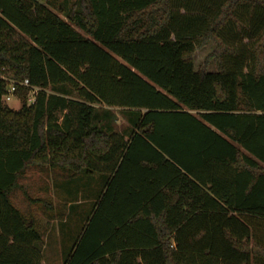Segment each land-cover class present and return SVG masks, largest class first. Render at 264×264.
<instances>
[{"label":"trees","instance_id":"trees-1","mask_svg":"<svg viewBox=\"0 0 264 264\" xmlns=\"http://www.w3.org/2000/svg\"><path fill=\"white\" fill-rule=\"evenodd\" d=\"M29 171L105 178L63 264H264V0H0V264L43 262L16 192L65 216Z\"/></svg>","mask_w":264,"mask_h":264},{"label":"rangeland","instance_id":"rangeland-1","mask_svg":"<svg viewBox=\"0 0 264 264\" xmlns=\"http://www.w3.org/2000/svg\"><path fill=\"white\" fill-rule=\"evenodd\" d=\"M212 52V45L208 43L200 50L196 51L193 58V67L197 71L203 64L204 59ZM208 72H213V65L210 64ZM29 98V97H28ZM4 104L13 111H18L21 107V102L15 97L10 102ZM125 124L120 115L116 130L122 132ZM29 181H22L23 185L28 187L27 193L33 200L48 199L52 203V208L58 215V212H64V218L54 219L48 223V220L41 215L40 208L33 206L31 208L28 201L23 197L21 192H16L13 196V202L17 208L23 211L27 216L30 212H34L35 222L38 229L41 231L42 238V257L44 264H63L70 252V248L85 230L91 215L92 204L102 187V176L95 175L88 177L84 183H91L93 188L90 192H86L79 186V182H53L49 185V191H43L39 186L34 185L36 180L35 174L30 171L26 176H31ZM34 176V177H33ZM89 181V182H86ZM86 185V184H85ZM60 186L63 192L57 187ZM89 186V185H88ZM85 187V186H84Z\"/></svg>","mask_w":264,"mask_h":264},{"label":"crops","instance_id":"crops-1","mask_svg":"<svg viewBox=\"0 0 264 264\" xmlns=\"http://www.w3.org/2000/svg\"><path fill=\"white\" fill-rule=\"evenodd\" d=\"M109 111H110V112L113 114V116H114V121H113V123L111 124V126L113 127V130H114L115 132L120 133V134L123 135V136H126V135L128 134V132H129L130 126H129L128 120H126L125 115H122V114L120 113V111L117 110V109H111V110H109ZM118 115L121 116V118L123 119V122H124V124H125V127H124V129L122 130V132L116 130V125H117V121H118ZM86 179H87V178L81 177L80 179H78V180H76V181H73V182H77V181H78L80 187L83 186V188H84V190H85L86 192H90V191L92 190V188H93L94 183H93V184H91V183H84V181H85ZM86 182H89V181H86ZM101 183H102V187H101V189L99 190V193L103 190V186H104V184H105V178H102V182H101ZM85 184H86V185H85ZM88 185H89V186H88ZM84 186H85V187H84ZM57 189H58L59 191L63 192V190H62L63 188H62V187L58 186ZM99 193H98V195H99ZM98 195H97L96 198H95V202H96V199H97ZM95 202L92 204V208H91L92 210H91V212H90V215H91L92 212H93ZM41 251H42V248H41ZM42 264H44V262H42Z\"/></svg>","mask_w":264,"mask_h":264},{"label":"built area","instance_id":"built-area-1","mask_svg":"<svg viewBox=\"0 0 264 264\" xmlns=\"http://www.w3.org/2000/svg\"><path fill=\"white\" fill-rule=\"evenodd\" d=\"M21 87H27L28 83L27 81H24L21 85ZM14 93H15V87L13 84H10L6 90L5 96L2 98L3 103L4 102H10L11 99L14 98ZM33 103L32 98L29 96V100L27 101V105H31Z\"/></svg>","mask_w":264,"mask_h":264}]
</instances>
